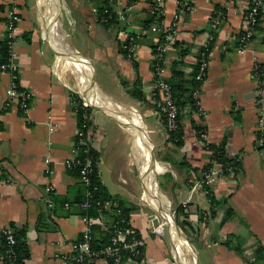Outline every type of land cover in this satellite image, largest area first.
Masks as SVG:
<instances>
[{
  "label": "crops",
  "instance_id": "1",
  "mask_svg": "<svg viewBox=\"0 0 264 264\" xmlns=\"http://www.w3.org/2000/svg\"><path fill=\"white\" fill-rule=\"evenodd\" d=\"M0 1L1 62L6 58V11L12 0ZM13 1L22 16L16 44L19 86L32 94V100L27 114L18 105L5 111L12 77L0 72V227L25 232L30 250L25 264H61L58 255L69 254L86 229L80 207L85 186L65 166L76 152L79 93L59 73L62 60L77 73L82 94L85 86L96 97L90 103L107 110L94 109L88 119L97 181L121 209L120 201L124 203L133 230L146 239L143 261L120 264H264V251L257 256L264 247V149L257 127L264 80L259 85L254 77L256 63L264 69V8L249 49L242 54L240 40L252 0H161V19L152 11L157 0H110L113 10L125 12L126 21L109 26L98 19L93 0H67L63 25L67 24V36L81 47L80 55L67 39L76 60L72 66L66 46L63 53L58 46V17L48 11L44 33L37 0ZM54 4L59 14L56 0ZM167 27L176 28L175 44L165 56L167 81L176 69L191 87L201 51L211 52L208 76L201 86L204 114L188 105L182 109V131L174 141L167 139L154 104V48ZM128 34H138L133 59L125 49ZM90 64L95 76L94 65L108 75L113 90L101 89L94 78L93 84ZM114 113L138 123L128 126L110 116ZM49 115L57 125L53 133ZM196 127L203 128L200 136ZM131 144L139 173L129 158ZM222 144L226 159L237 160L241 173L216 183L209 195L193 191L212 161L213 151L205 145ZM47 186L55 188L54 195H47ZM108 221L109 217L106 225ZM103 223L95 224L99 241L107 236ZM4 261L0 255V264Z\"/></svg>",
  "mask_w": 264,
  "mask_h": 264
},
{
  "label": "built area",
  "instance_id": "2",
  "mask_svg": "<svg viewBox=\"0 0 264 264\" xmlns=\"http://www.w3.org/2000/svg\"><path fill=\"white\" fill-rule=\"evenodd\" d=\"M136 1V0H131ZM152 7L153 15L157 18L162 16L161 0ZM1 3V1H0ZM264 8V0H252V4L248 9L246 18L245 31L240 40V53H245L249 49L250 42L252 41L253 34L256 27L259 25L261 20L262 10ZM97 13V11H96ZM105 18L102 23L108 24L110 22H117V24H123L126 21V14L123 10H105ZM22 21V16L12 0L8 5L6 11V48H7V60L0 62V72L9 73L12 77L11 90L9 93L8 100L4 104V110L11 109L14 105H18L19 108L27 114L30 110V101L32 100V94L21 90L19 86V73L20 69L17 63L16 55V44L18 41V30L19 25ZM213 24L218 25L219 21L213 20ZM162 37L157 42L155 51V60L153 62V76H154V104L156 106V112L163 121L165 133L167 139L170 138L171 134L175 133L179 129V106L177 105L171 84L166 80V67H165V56L168 50L174 46L176 38V28L167 27L162 31ZM137 35H127L125 40V49L129 59H133L137 52L136 41ZM210 49L205 48L200 53L198 62V72L195 76V81L198 83V87L194 92V98L197 101V112L199 115H203V107L201 105V86L205 83L210 64ZM264 76L263 67L256 63L254 66V77L259 85L263 83L262 77ZM88 103H78L75 112L76 115L82 116L83 120H88L89 114L87 108ZM48 127L51 133L56 130L57 125L54 123L53 116L48 117ZM258 131L260 133V147L264 149V106H261L260 116L258 119ZM205 135H203L204 138ZM76 152L74 156L68 159L65 163L66 170L68 172L77 171L81 182L86 188L85 199L80 204L81 209L84 211L90 210L94 204L97 207L102 208L105 212H111L117 219L116 222L111 226L110 233L111 238L107 246L103 247L99 251H94L91 248V242L93 240L92 232L93 227L97 222L103 223L106 230L109 227L106 225L107 216L100 214L99 218H93L89 215L82 217V222L85 224L86 229L81 235L80 239L73 243L69 254L58 255L61 264H93L97 260H112L117 264L123 262H141L145 256L146 239L143 236L137 234L132 226L128 215H125L122 209L116 202L112 200L102 201L96 198L95 193L98 191V186L94 180L97 173V158L95 151L91 145L90 136L84 129L79 128L76 134ZM206 147V145H205ZM208 149V148H207ZM240 161V160H239ZM239 166L229 167L225 170L222 166L217 163L216 160L211 162V167L208 171L204 172L193 185V191H203L209 195L211 188L221 180L226 179L228 176L236 177L241 171L242 167L238 162ZM227 173V176H226ZM3 179L0 174V183ZM12 183L11 180L5 181ZM47 195H54L55 188L53 186H47L45 188ZM46 202L48 206H52V202L47 198ZM68 206V205H66ZM207 217V215H205ZM6 240L9 250L3 254L1 243H0V255L5 260V264H13L15 254L12 247L16 244L15 238L11 230L7 227H0V242L1 239ZM140 260V261H138Z\"/></svg>",
  "mask_w": 264,
  "mask_h": 264
},
{
  "label": "trees",
  "instance_id": "3",
  "mask_svg": "<svg viewBox=\"0 0 264 264\" xmlns=\"http://www.w3.org/2000/svg\"><path fill=\"white\" fill-rule=\"evenodd\" d=\"M93 1L95 2V7L97 9L98 19L102 23V20L105 18V16H107L104 13L105 10H110L111 12L114 11L113 8L111 7L112 5L110 3V0H93ZM159 19H161V18H159ZM113 24H114V22H110V23L104 24V25L109 26V25H113ZM176 45H178V44H176ZM4 51H5V49H4ZM5 55H6L5 60L1 61V62H5L7 60V57H8L7 48L5 51ZM182 56H184V53ZM262 79L264 80V76L262 77ZM168 82L171 84V86L173 88L174 99H175L177 105L179 106V110H180L179 129L177 132L171 134V136L169 138L170 141H174V139H176V137L179 136L181 131H182L181 130L182 129L181 121L183 118L182 114H181L182 109H184L188 105L193 112H197V101L194 98V92L197 89L198 83H196L195 77H194V80L191 84L192 86L188 87V84L186 83V80L184 78L183 73L178 72L176 69H174L173 76ZM85 100L88 103H90V101H88L87 99H85ZM90 104H92V103H90ZM91 112H92V109L90 108V110L88 111V114L91 115ZM79 126L81 129H84L87 131V130H89V128L91 126V120H83L82 116H79ZM196 128L198 129V127H196ZM202 130H203V128H201L200 130L198 129V133H199L198 135L199 136H200V134H201L200 132ZM180 143H181V141H180ZM206 148L213 151L212 161L216 160L217 163H219L222 166L223 170H225L229 167L239 166L237 160L226 159L223 144L219 147L207 145ZM210 167H211V163L209 165H207L202 170L199 178H201L202 174L204 172L208 171V169H210ZM73 173L78 174L77 171H73ZM226 176H227V173H226ZM94 180L98 186V191L95 193L96 198H98L102 201L111 200L112 198L105 192V189H103L102 185L97 181V177L94 176ZM85 192H86V188H85ZM120 205L122 207L123 213L125 215H127V214L129 215V210L125 207V205L122 201H120ZM100 214H105L106 216L109 217V221L107 222V225H109V230L106 231L107 236L105 235V237L101 241H99L97 236H96L97 225H95L93 227V232H92L93 240L91 242V248L94 251H99L103 247H105L109 244L110 238H111L110 229H111V226L116 222V219H117V217L114 214H112L111 212H105L102 208L97 207L95 204L93 206H91L90 210H88V211L83 210V216L89 215L93 218H99ZM231 215H233V214L228 213V217ZM12 229H13V227H12ZM12 234H13L15 241H16V244L12 247V250L15 254L13 264H25L26 261L30 257V250H29L28 244L26 242L25 232L24 231H18V232L16 231L15 233H12ZM0 243H1L3 254H5L9 250V247L7 246L6 240L4 238H2ZM238 251H239V249H238ZM263 251H264V247L260 246V248L258 249L257 256H259ZM138 261H140V260H138ZM109 262L113 263L114 261L109 260ZM70 264H78V263L74 262V263H70Z\"/></svg>",
  "mask_w": 264,
  "mask_h": 264
},
{
  "label": "rangeland",
  "instance_id": "4",
  "mask_svg": "<svg viewBox=\"0 0 264 264\" xmlns=\"http://www.w3.org/2000/svg\"><path fill=\"white\" fill-rule=\"evenodd\" d=\"M54 1L55 0H37V6H38V8H37V10H38V14H39V18H40V25H41V28H40V31H42V32H44V33H46L45 31V20H46V17L48 16V11L50 12V13H53V17H58L57 19H58V22H59V28H58V31H59V33L61 34V35H63V37H64V46H66V48H67V52H68V54H69V57L68 58H70V60H71V62H72V66H75V64H74V62L76 61L75 60V57H73L72 56V54H73V52L70 50V48H68V46H67V44H69L68 43V41L71 43V44H73V46L77 49V52L81 55V47H80V45L77 43V42H74L72 39H71V37H68L67 36V34H66V31H68V27H67V24H66V27L64 28V25H63V23H67L66 22V20H67V17H66V15H65V13H64V11H63V9H64V3L67 1V0H56V2H57V5H58V10H59V14H58V11L56 10V4H54ZM47 3H48V6H50V7H48L49 8V10L47 9ZM55 5V6H54ZM55 8H54V7ZM53 10H55V12L53 11ZM63 13H64V15H63ZM66 30V31H65ZM70 33V32H69ZM70 36H71V33H70ZM67 39H68V41H67ZM70 45V44H69ZM57 51H59L58 49H56ZM64 57V56H63ZM65 59V58H64ZM66 60V59H65ZM67 61V60H66ZM76 63V62H75ZM94 67H95V70H96V76L93 74V67L91 66V64H90V66L88 65V69H90V79L92 80V82H94V80H93V78L94 79H96V82L98 83V85H99V87L101 88V89H104L105 91H109V90H113L114 89V87L111 85V80H110V78H108V79H106L107 78V76L108 75H106L105 76V74L102 72V70H101V68L99 67V66H97V65H94ZM58 68H59V73H61V75L63 76V77H65V78H67L68 80H69V82H70V84H71V86H73V87H71L73 90H75L76 92H78L79 93V97H76L77 98V100L79 101V103L81 104V103H86V101L82 98V96L84 97V95L82 94V92L79 90V88H78V84H77V81H79V80H77L76 81V77H75V75H77V73L73 70V68L70 66V64L68 63V62H65L64 60H62V61H60V63H59V66H58ZM86 70V69H85ZM88 73V72H87ZM89 79V80H90ZM95 83V82H94ZM96 84V83H95ZM82 87V86H81ZM77 88H78V90H77ZM104 95V94H103ZM105 96V95H104ZM106 97V96H105ZM82 98V99H81ZM107 98V97H106ZM110 100V99H109ZM81 101V102H80ZM111 102H112V104L114 105L115 104V102L114 101H112V100H110ZM88 105H89V103H88ZM116 105V104H115ZM90 108L92 109V111L95 109V110H99V108L97 107V106H92V105H89V107L87 108V110L89 111L90 110ZM116 110V109H115ZM114 110V111H115ZM100 111V110H99ZM106 112H107V110H106ZM122 113H126V111L125 110H123L122 111ZM114 114H117V113H114ZM88 119H89V117H88ZM146 122L150 125V122H151V120L150 119H146ZM152 139H153V141L156 143L157 142V137L155 136V134H152ZM128 152H129V158H130V161L131 162H133V166H135V169H136V171H137V173H139V166L138 165H136L135 163H134V159H135V151H134V149H133V146H132V144H131V146L128 148ZM160 178V182H161V184L163 185L164 184V177L163 176H160L159 177ZM139 179H140V181H141V177L139 176ZM163 187V186H162ZM194 245L196 246V247H198V244H197V242L195 241L194 242Z\"/></svg>",
  "mask_w": 264,
  "mask_h": 264
},
{
  "label": "bare ground",
  "instance_id": "5",
  "mask_svg": "<svg viewBox=\"0 0 264 264\" xmlns=\"http://www.w3.org/2000/svg\"><path fill=\"white\" fill-rule=\"evenodd\" d=\"M55 2V1H54ZM47 23H49V21L47 22ZM56 33V32H55ZM58 36V46H59V49H60V52L61 53H63V52H65V46H64V38H63V36L58 32V34H57ZM72 56L74 57V55L72 54ZM82 70L80 71V77H82ZM83 78V77H82ZM81 88V87H80ZM83 90H84V98L85 99H87L88 101H90V98H93V99H96V97H94L93 96V93L90 95V92H92V91H90V90H88V89H86L85 88V86L83 87ZM96 90H97V87H96ZM98 91V90H97ZM83 92V91H82ZM99 92V91H98ZM100 93V92H99ZM90 104V103H89ZM92 105V104H91ZM93 106H97V105H93ZM100 106H103V105H101V104H99V106H97V107H100ZM100 108H103V107H100ZM104 109V108H103ZM121 121H123V122H126V124H128V126H131L134 122H137L136 120H134V122L131 120V118L129 117V118H127V117H122V116H119V115H117V114H115ZM138 123V122H137ZM140 128H142L141 126H140ZM141 132H143V131H138L137 132V136H139L140 137V135H141ZM140 163L142 164V166H144V161H140ZM178 238V237H177Z\"/></svg>",
  "mask_w": 264,
  "mask_h": 264
},
{
  "label": "water",
  "instance_id": "6",
  "mask_svg": "<svg viewBox=\"0 0 264 264\" xmlns=\"http://www.w3.org/2000/svg\"><path fill=\"white\" fill-rule=\"evenodd\" d=\"M93 84L96 85L94 82H93ZM92 106H93V105H92ZM98 108H99L100 110H102L103 112H106L105 109L100 108V107H98ZM110 116H112L113 118H115V119L118 120V121L120 120V119H118V118H117L115 115H113V114H111ZM119 122H121V121H119ZM152 218H156V217H155V216H152L151 219H152ZM155 225L158 226V220L155 221Z\"/></svg>",
  "mask_w": 264,
  "mask_h": 264
}]
</instances>
